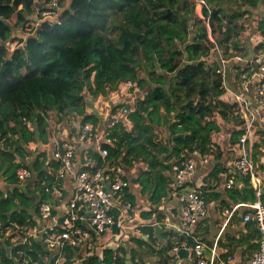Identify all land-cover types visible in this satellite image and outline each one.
I'll return each instance as SVG.
<instances>
[{
	"label": "trees",
	"instance_id": "trees-1",
	"mask_svg": "<svg viewBox=\"0 0 264 264\" xmlns=\"http://www.w3.org/2000/svg\"><path fill=\"white\" fill-rule=\"evenodd\" d=\"M224 1L236 8L264 6V0H204L207 27L195 14L193 0H58V21L42 22L36 29L46 0H0V176L14 186L0 189V225L4 231L15 225L35 224L29 213L35 199L30 190L18 188L14 173L15 160L25 154L23 144L43 139L53 112L61 119L82 117L83 122L95 127L98 121L86 112V96L104 95L124 81L144 87L140 72L152 78L153 88L147 85L143 99H138L132 109L125 105L130 110L131 126L116 123L109 129L115 144L108 147V159L116 162L124 151V164L131 166L137 160L147 163L143 187L146 178L151 183L154 177L157 183L150 199L156 202L163 195L165 182L153 171L163 168L157 155L166 149L156 140L154 126H168L174 134L184 135L173 140L178 145L173 148L174 156L179 157L182 150L204 147L209 132L218 130L206 120L215 106L226 110L222 117L230 110L221 99L208 101L209 94L214 100L223 93L216 74L218 63L208 58L216 48L223 58H231L230 50L239 46L242 31L238 23L241 13L235 8L224 11L220 3ZM14 29L27 37H14ZM258 32L264 37V19L258 22ZM157 70L172 76L169 93ZM179 105L181 110L174 115ZM238 118L241 129L234 133L236 139L243 126ZM261 143L264 139L254 140L253 149ZM36 160L33 169L40 181L36 189L42 191L40 183L50 186L52 177L42 170L44 159ZM53 167L57 170L58 164ZM149 226L145 229H152ZM138 242L145 243L142 239ZM17 252L30 260L28 264H42L45 254L34 241L13 249L18 259ZM0 255H4L2 246ZM87 263L125 264V259L113 257L106 248L102 260L91 258Z\"/></svg>",
	"mask_w": 264,
	"mask_h": 264
},
{
	"label": "crops",
	"instance_id": "crops-1",
	"mask_svg": "<svg viewBox=\"0 0 264 264\" xmlns=\"http://www.w3.org/2000/svg\"><path fill=\"white\" fill-rule=\"evenodd\" d=\"M225 2L226 1L220 2L224 11H233L235 8L234 10H238L242 15L238 20L239 26L242 27L239 36V46L236 49L230 50L232 56L240 55L241 60H231L227 64L228 71L226 74L225 86L228 91L222 89V96L215 97L214 100H210V94L208 96V101H212V103L221 99L230 110L227 111L226 116L222 117L220 115L221 112H225L226 110L224 108L222 109L221 106H215L212 109L211 116L206 117V120L211 126L217 127L218 130H211L209 132V140L205 143L204 147L198 150L201 154L208 155L209 158L207 162H202L199 157L195 156L196 166L193 183L189 185L196 187L198 186L196 185L197 181L201 179L202 184L197 189L205 200L206 213L191 228L190 237L187 241L190 244L194 241L202 242L206 246V254L208 256L214 248L218 257V263L220 260L225 261L226 264H244L253 252L257 250L259 233L252 223H243L242 215L245 212L244 208H239L229 219L225 214V210L231 209L236 204L251 202L252 195L248 182L243 177H235V185L233 189L229 191L224 189V182L228 177L230 165L238 158L240 153L237 141L233 143V140L236 139L234 133L241 129V125H238L239 114L236 111L237 104L234 94L245 96L250 100L253 107H257L253 99L252 86L241 81L240 75L248 71L246 67L247 60L264 49V37L258 32V22L264 19V6H258L257 8H236L232 6V4L230 5V3L225 4ZM13 36L24 38L25 35L15 30ZM211 39L215 44L213 37ZM218 53L221 55L220 51L216 49L213 56L208 59L218 63ZM157 72L164 77L166 85L163 88L169 93V82L173 80L172 76L161 70H157ZM140 78L145 83L144 87L135 84L134 90H130L126 86L116 85L114 88L107 90L104 95L97 94L94 96H86V112L88 114H93L97 119L98 122L95 126L96 130H104L107 123L111 121L112 118H116L119 123L124 124L127 128L131 126V122L128 118H118L115 116L122 105H128L132 109L138 99H143L148 89L147 85L153 88L152 78L149 77V75L142 72L140 73ZM197 102L196 99L194 104L196 105ZM95 105H101V108L96 111L94 110ZM175 109L174 115L181 110V106H176ZM161 111H163V108H161ZM66 117H62L61 119L53 112L46 122L45 136L43 139L23 144L25 154L23 158L15 160V163L19 160L26 161L27 165L32 170L31 179L24 187L18 188L22 191H31L30 195L34 197L35 203L29 210V213L32 221L40 226L52 224L60 219L66 212V203L74 189L71 177H66L58 182L63 193L62 199L44 195L41 188L36 189L38 188L37 183L40 181L38 182L37 173L33 169V163L37 161L36 159L39 158V161L44 159L42 170L53 177L55 172L53 165L57 163L52 159V152L55 146L62 143L69 133L78 130L80 125L84 123L82 117ZM154 130L157 137L156 140L166 149V152L157 155V160L163 168L158 171L159 167H157L156 170L153 171V173L157 171L161 177V181L164 180L165 182V185L161 189L163 195L156 202H152L150 196L157 180L152 177L153 182L148 183V178H146L145 188L142 183V174L148 171V164L144 163L142 160L132 161L131 166L124 164V151L116 162L109 159L106 162L102 160L99 162L94 144H81L75 148L74 167L76 170L104 168L106 172L112 171L113 168L118 166L122 167L126 171V176L130 181V188L124 192L123 201L131 203L133 207V213L131 214L132 224L141 222L148 224V226L151 225L149 227H152V229H145L144 227L139 235H132L131 232L128 231L127 239L124 241L123 245H118L113 242L109 244L106 248L112 251L113 257L124 258L125 264H191V262H193V257L189 251L183 250L181 253H178V259H173L169 255V248L177 245L182 240L178 234L181 213L175 198L176 192L171 170V166L177 158L174 156L173 148L178 146L173 142L175 139L173 137L180 134H174L173 130L168 126L159 128L154 126ZM255 133L254 140L258 138H260V140L264 139V109L255 123ZM260 134L261 136H258ZM183 136L182 134V137ZM253 151L254 161L258 170L264 173V143H261V145L255 150L253 149ZM262 177L264 180V175H262ZM42 182L45 183L44 181ZM42 182L40 183L41 187ZM12 187L14 186L6 184L2 176H0V189L6 190ZM41 199L48 200L53 205V217L50 220H41L37 214V209L35 210V207L37 208ZM166 221L168 223H166ZM157 226L158 229H155ZM139 239H142L145 243L140 244L138 242ZM0 246L4 248V255L0 256L2 259H4V257L8 258L6 264H8V262L19 264L17 258H14L13 249L5 236L0 238ZM42 249L45 253L41 258L42 264H55L58 255L53 252L49 253L43 247ZM83 253V249L68 250L63 264H90L80 260ZM228 256L231 257L230 262L226 260ZM34 264L41 263L37 261Z\"/></svg>",
	"mask_w": 264,
	"mask_h": 264
},
{
	"label": "built area",
	"instance_id": "built-area-1",
	"mask_svg": "<svg viewBox=\"0 0 264 264\" xmlns=\"http://www.w3.org/2000/svg\"><path fill=\"white\" fill-rule=\"evenodd\" d=\"M196 7L201 9L203 17L204 0H193ZM61 11L58 0H46L43 10L37 19L36 29L42 22H57ZM209 39L212 37L209 33ZM213 43V42H212ZM217 49V48H216ZM218 67L216 74L220 77L219 88L228 91L225 86L228 62L240 61V55H233L231 58H223L218 53ZM247 70L240 75L241 81L252 86L253 99L257 107H253L250 100L241 94H234L236 101V111L243 121L242 133L238 137L237 146L239 156L230 165L228 177L224 182L225 190H232L235 185V177H243L247 180L252 195L249 203L234 205L231 209H226L225 214L229 219L239 208H244L242 215L243 223H252L259 233L258 247L244 264H264V180L254 161V134L255 123L264 109V49L256 53L246 62ZM120 85L133 87L131 81H124ZM101 108L95 105L94 110ZM130 110L122 105L115 117L128 118ZM25 125L32 129L29 121ZM116 123V118H112L104 130L98 131L89 122H84L78 130L69 133L67 138L59 145H56L52 152V159L58 163L52 177V184L49 186L42 182L45 195L52 198L62 199L63 193L58 182L66 177H71L74 189L66 203V212L59 220L46 226L15 225L7 230H3L0 225V235L5 236L12 249L19 245L28 244L34 241L41 245L49 253H56L55 264H63L67 249L81 250L82 262H89L91 258L103 259V252L109 244L116 243L123 245L127 239V232L132 235L141 234L142 229L148 226L146 223L132 224L131 214L133 207L131 203L123 201V194L130 188V181L126 176V171L122 167L113 168L106 172L104 168L92 170H76L74 167L75 148L81 144H94L95 152L103 162L108 160V147L114 146L115 140L109 137V129ZM180 127V126H179ZM197 148L191 151L182 150L171 166L173 183L175 187V198L180 208L181 219L178 234L181 242L169 248V255L173 259H178V251L186 250L192 254L191 264H226L225 261L218 263L215 249L211 254H206V246L200 241L190 244L187 239L190 237L191 228L205 215L206 203L200 191L197 189L202 183L197 181L196 187L189 186L193 183L196 159L199 157L202 162L208 161V155L201 154ZM14 173L17 178V186L24 187L32 177V170L26 161L19 160ZM53 205L50 201L41 199L37 205V214L43 221L53 217ZM168 221V220H167ZM166 221V223H168ZM227 222V221H226ZM225 222V223H226ZM18 263L28 264L30 261L20 252H17ZM7 257L0 256V264ZM227 262L231 257H227Z\"/></svg>",
	"mask_w": 264,
	"mask_h": 264
},
{
	"label": "rangeland",
	"instance_id": "rangeland-1",
	"mask_svg": "<svg viewBox=\"0 0 264 264\" xmlns=\"http://www.w3.org/2000/svg\"><path fill=\"white\" fill-rule=\"evenodd\" d=\"M232 4V2L230 3V5ZM232 6H233V4H232ZM196 14L198 15V16H202V13H201V9L199 8V7H196ZM13 33H15V29H14V32ZM27 36L25 35L24 36V38H26ZM140 73H142V72H140ZM144 74H145V72H144Z\"/></svg>",
	"mask_w": 264,
	"mask_h": 264
},
{
	"label": "water",
	"instance_id": "water-1",
	"mask_svg": "<svg viewBox=\"0 0 264 264\" xmlns=\"http://www.w3.org/2000/svg\"><path fill=\"white\" fill-rule=\"evenodd\" d=\"M177 137H182V135H176V136H174L173 138H177ZM155 229H158V226L157 227H155ZM183 250H180V251H178V253H181Z\"/></svg>",
	"mask_w": 264,
	"mask_h": 264
}]
</instances>
